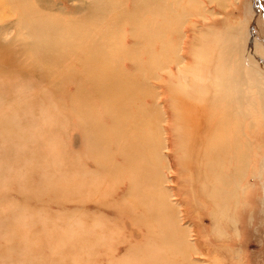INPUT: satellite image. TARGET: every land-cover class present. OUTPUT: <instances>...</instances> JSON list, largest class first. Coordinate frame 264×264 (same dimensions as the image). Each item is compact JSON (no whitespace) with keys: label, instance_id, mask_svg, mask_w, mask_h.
I'll list each match as a JSON object with an SVG mask.
<instances>
[{"label":"rangeland","instance_id":"1","mask_svg":"<svg viewBox=\"0 0 264 264\" xmlns=\"http://www.w3.org/2000/svg\"><path fill=\"white\" fill-rule=\"evenodd\" d=\"M137 1L123 0V10ZM164 1L175 19L166 36L150 43L153 50L142 41L137 45L130 25L120 26L116 36L125 49L144 55L145 70L149 55L164 61L141 78L132 61L117 54L118 71L133 75L143 91L134 110L154 112L136 121L148 140L159 137L155 180L163 208L171 212L156 229L161 242H145L152 235L119 209L130 182L99 163L106 157L109 167L111 155L114 165L124 167L114 140L106 143L108 155L97 156L77 118H53L61 111L59 100L71 112L78 86L68 75L81 79L82 69L51 81L41 70L12 66L0 71V264H153L155 254L162 264H264V0ZM31 3L85 33V21L78 20L95 6L92 0ZM15 10L0 2V51L21 65L20 52L30 43L17 42L22 26ZM104 19L108 27L89 28L107 27L113 35L111 15ZM160 28L166 26L161 22ZM81 59L79 53L75 63ZM179 92L188 100L177 101ZM51 96L58 102H47ZM218 121L229 130L224 140ZM214 139L216 154L208 151Z\"/></svg>","mask_w":264,"mask_h":264},{"label":"bare ground","instance_id":"2","mask_svg":"<svg viewBox=\"0 0 264 264\" xmlns=\"http://www.w3.org/2000/svg\"><path fill=\"white\" fill-rule=\"evenodd\" d=\"M94 1L95 6L92 3L89 14L81 18V21L78 20L81 23L85 21L87 29L85 33L79 25L66 23L63 21L65 19L62 20L41 13L35 4L31 3L32 0H0L4 5V9L10 11L12 7L16 8L15 14L22 26L20 40L17 39V42L23 40L26 44L30 43L23 50L25 52H20L25 54V62L21 65L20 62L16 63L13 54L7 55L6 52L0 51V61L5 63L2 64L4 68L0 71H9L7 69L12 66H22L34 71L41 70L48 80H57L58 73L65 74L70 68L74 70L75 67L82 69V71H79L81 79L77 78V74L68 75L69 81L76 82L78 86L75 97H70L71 112L60 104V100L58 102L52 98L53 96L46 99L47 102L59 103L61 111L53 114V118L61 116L77 118L79 127L88 140V144L93 146L97 156H100L102 151L108 155L106 143L110 139L114 140L118 145V153L124 160V167L114 165L111 155L107 156L110 161L109 167L106 166V157L100 156L99 163L102 169H106L107 172L114 174L119 179L126 175L128 182H130V192L119 209L146 228L149 235H152L151 238H146L145 242H161V237H158L156 229H161L162 220L164 221L166 217L165 213L167 218H170L171 212L169 213V207L163 208V205L165 206L167 203L163 194L157 189L159 181L155 180L157 176L156 169L160 166V156L158 155L159 137L158 139L155 138L156 134L154 140L150 138L148 140V133L140 134V128H138V122L136 121L139 116L141 118L145 115L146 119H149L154 112L148 111L147 113V109L141 106L134 110L133 104L138 102L143 91L133 75L131 78H127L128 75L123 73L122 68L118 71L120 65L117 54L126 55L123 59L126 58L127 61H132L136 73L141 78L155 72L157 68L163 66L164 61L157 62V55H149L147 61H151V65L148 63L147 67L149 68L145 70L146 65L140 62L144 55H137V49L135 51L125 49L123 42L116 36L121 35L120 26L130 25V35L137 41V45L138 41L140 44L142 41L141 45L153 50L156 45L153 47L150 43L161 36H166L169 29L167 26H170L172 18H175L170 4H167V2L165 4L164 0H139L130 11L123 10V6H125L122 3L123 0H117L116 3L115 0H92V2ZM105 15H111L112 23L110 24L114 27L113 35L110 30L106 31L109 26V23H107L109 19L105 20ZM161 22L166 26L165 29L160 28ZM99 23L107 24V27L103 31L98 30V32H93L94 30L89 28ZM25 31L28 34L24 35ZM23 35L27 37L24 39ZM113 40L114 43H118L117 46L115 44L114 49L110 47ZM75 42L76 44L73 47L72 43ZM2 48L0 47V49ZM113 50L116 52H113ZM79 53L82 59L79 64H76L75 57ZM82 74L84 77H82ZM10 81L12 82V77ZM62 88L55 90V94L61 93ZM140 88L141 90L137 94L136 90ZM178 95L179 99L177 101L183 103V101L188 100L187 93L179 92ZM97 102L100 103V107L97 106ZM20 111H25L22 105ZM101 115L108 118L110 126L103 124L105 118ZM153 119L155 120V114ZM182 119L183 117L179 116V120L182 121ZM224 130L229 131L223 122L218 121V137L224 135ZM48 131L53 132V127L49 126ZM153 131L155 132L156 129L153 128ZM142 135L147 139L144 142H141ZM225 135L222 140L226 138ZM178 137L182 140V135ZM215 139L217 138L215 137ZM215 139L210 142L208 149L210 153L214 154H216L218 148V142L215 143ZM140 146H142V149ZM139 213L140 218L137 217ZM153 259L154 263L162 264L158 254L153 255Z\"/></svg>","mask_w":264,"mask_h":264}]
</instances>
